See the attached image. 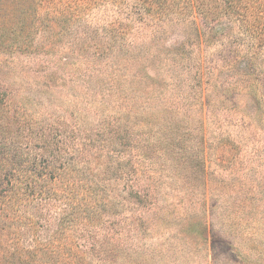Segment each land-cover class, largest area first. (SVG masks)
<instances>
[{"label":"rangeland","instance_id":"1","mask_svg":"<svg viewBox=\"0 0 264 264\" xmlns=\"http://www.w3.org/2000/svg\"><path fill=\"white\" fill-rule=\"evenodd\" d=\"M59 1L0 0V179L60 159L5 198L0 264H264V0Z\"/></svg>","mask_w":264,"mask_h":264},{"label":"trees","instance_id":"2","mask_svg":"<svg viewBox=\"0 0 264 264\" xmlns=\"http://www.w3.org/2000/svg\"><path fill=\"white\" fill-rule=\"evenodd\" d=\"M59 1V0H58ZM132 2V7L125 13L126 16V22H129L133 20V17H135V14L138 13L141 15V6L143 5H149V10L154 9V3L153 0H143L142 2H139L138 0H131ZM65 2H60L59 5L63 4L62 7H70ZM242 7H247L244 6V2H240ZM239 1L236 0H181L178 2V0H168V6L170 5L171 7L177 6V12L178 14H186L188 11H191L192 13H198L199 16L202 19H205L207 21L209 20H215L218 19L216 18V15L220 16H225L229 17V13H233L235 15H239ZM259 2H254V6L257 5ZM160 4V3H159ZM250 6V5H249ZM249 6L247 8H249ZM125 7H129L125 5ZM250 8V10H251ZM69 10V9H68ZM223 13V14H222ZM144 21L143 18H141V22ZM143 23V22H142ZM139 24V28H144L145 26H141L142 24ZM108 26L110 28H114L117 30L118 27H116L115 24L111 23L110 21L107 22ZM152 32H154L152 30ZM63 143V142H62ZM64 144V143H63ZM6 149V152L0 151V156L4 157L7 152H9V148H5L4 145H1L0 148ZM57 152H61L56 149ZM64 152V149L62 150ZM44 155V154H43ZM42 156V155H41ZM24 157V153L20 152L19 149L13 147L11 148V159L13 160V166L11 169H9L8 176L7 174H3V176L0 179V210L2 209L3 205H5V198L9 196L11 192L18 193L19 191H23L26 193L27 191L29 193H33L34 191V184L36 182H39L37 179L43 178V176L46 175V171L49 170V176L55 178L56 175L54 176V172L50 171V169L56 168L54 165H52L57 159L54 155L50 156V160L46 159V157H41L40 161L37 159V156L33 157L32 159H28L25 161H22V158ZM2 158H0L1 161ZM63 159V157L61 158ZM65 159V158H64ZM18 161L19 163H17ZM65 161H67L65 159ZM27 163V167L25 166ZM24 164V166H22ZM1 162H0V172L3 171V168L1 167ZM60 167V166H59ZM62 167V165H61ZM57 169V168H56ZM7 180L6 186H2V183L4 180ZM31 185V186H30ZM72 187V184H71ZM74 192H70V194L66 193L63 195V198L67 201V203H71L69 206L70 210H72V213L70 211V214H73L75 211L78 209H81L82 211L88 212L89 209V203H90V192L88 189L83 188L75 190L73 189ZM71 195V196H70ZM66 203V202H65Z\"/></svg>","mask_w":264,"mask_h":264}]
</instances>
